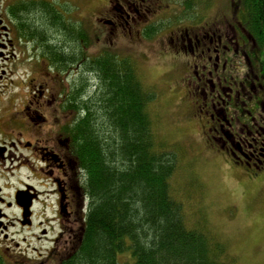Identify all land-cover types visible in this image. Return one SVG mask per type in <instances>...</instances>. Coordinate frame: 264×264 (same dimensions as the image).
Listing matches in <instances>:
<instances>
[{"label": "flooded vegetation", "instance_id": "1", "mask_svg": "<svg viewBox=\"0 0 264 264\" xmlns=\"http://www.w3.org/2000/svg\"><path fill=\"white\" fill-rule=\"evenodd\" d=\"M82 1L91 7L77 21L84 37L69 48L79 69L107 50L125 58L130 50L148 47L176 58L188 96L208 118L212 142L237 149L238 155L234 150L229 155L246 176L264 172V49L248 27L255 21L254 0ZM53 7V16L62 19L60 29L72 33L74 11ZM0 28L1 48L14 46L12 35L26 42L19 48L20 58L27 55L37 72L49 61L45 48L53 44H44L42 35L35 39L10 23ZM93 34L97 41L91 46ZM60 37L58 46H65ZM80 49L94 53L77 62ZM31 83L40 85L37 95L32 92L13 118L22 121V133L0 131V264H65L85 231V177L66 131L69 124L62 120L77 106L71 107L61 94L49 100L44 76L38 74Z\"/></svg>", "mask_w": 264, "mask_h": 264}, {"label": "trees", "instance_id": "2", "mask_svg": "<svg viewBox=\"0 0 264 264\" xmlns=\"http://www.w3.org/2000/svg\"><path fill=\"white\" fill-rule=\"evenodd\" d=\"M50 5L39 1L23 8L40 9L56 22ZM253 10L255 21L248 27L264 49V0H254ZM73 25L71 35L53 27L56 39L62 34L78 44L82 32ZM22 28L39 38L31 26ZM42 37L44 44H50ZM46 52L58 71L76 61L70 60L64 45H51ZM76 58L81 60L79 53ZM80 69L83 79L94 73L99 81L93 85L96 90L89 91L87 80H81L70 95L79 116L66 131L76 145L89 204L83 242L65 264H118L125 253L133 264H236L226 246L187 225V198L178 199L170 184L177 156L161 147L153 131L149 107L156 97L138 77L133 60L106 51Z\"/></svg>", "mask_w": 264, "mask_h": 264}, {"label": "rangeland", "instance_id": "3", "mask_svg": "<svg viewBox=\"0 0 264 264\" xmlns=\"http://www.w3.org/2000/svg\"><path fill=\"white\" fill-rule=\"evenodd\" d=\"M39 1L51 3V10L55 4L74 11L73 17L77 24L86 11L91 9L82 0H0V20L4 22L0 26L8 27L10 23L25 32L30 29H23L22 24L28 28L31 26L34 34L39 37L41 34L45 35L50 45H58L56 41L59 40L55 37L53 27L61 28L62 19L55 18L54 22L48 14L36 8L31 12L24 11V6ZM14 12L15 15L18 14L17 17L13 15ZM30 33L32 34L31 31ZM10 38L13 39L14 46L8 48V51L0 46V122L5 121L4 125L0 123V131L15 129L17 136L22 133V121L17 123L15 120L19 116L17 113L25 108L32 92L37 95L34 90L40 86H33L31 78H38V74L39 77L44 76L49 85V100L58 98L61 94L65 97V102L70 100L71 88L76 84L75 78H78V85L81 81L75 64L62 72L45 59V64L38 67L37 72L36 67H31L32 61H26L27 55L20 58L19 48L23 50L26 42L20 38L14 39L12 35ZM63 38L65 46L71 48L73 43L65 36ZM96 41L93 34L89 45L94 46ZM92 51L89 53L93 54L94 50ZM130 52L129 57L138 69V77L156 97L149 107L153 131L158 141L163 143L161 147L166 148V152L174 151L177 156L178 165L170 184L178 199H182V196L188 199V202L187 199L184 201L187 225L202 229L213 241L226 246L228 255L236 259V264H264V172H260L257 177L246 176L240 167L234 165L229 155L233 150L237 154V149H225L224 146L222 148L211 142L207 129L208 118L188 96L185 87L187 79L183 70L177 66L176 58L151 52L148 47ZM94 75L88 73L84 79L80 78L82 81L87 80L89 91L96 90L93 85L99 81L94 79ZM50 106L54 109L55 103ZM92 108H95L94 104ZM65 114L62 120L69 124L78 117L76 112ZM36 118L35 125L39 126L41 119ZM50 120L53 123L51 118ZM118 261V264H133L128 253L120 256Z\"/></svg>", "mask_w": 264, "mask_h": 264}]
</instances>
